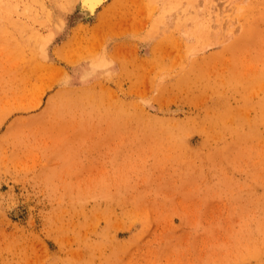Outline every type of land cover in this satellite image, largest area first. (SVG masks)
<instances>
[{"label":"rangeland","instance_id":"374dc122","mask_svg":"<svg viewBox=\"0 0 264 264\" xmlns=\"http://www.w3.org/2000/svg\"><path fill=\"white\" fill-rule=\"evenodd\" d=\"M78 1L0 0V264H264V0Z\"/></svg>","mask_w":264,"mask_h":264},{"label":"bare ground","instance_id":"6f19581e","mask_svg":"<svg viewBox=\"0 0 264 264\" xmlns=\"http://www.w3.org/2000/svg\"><path fill=\"white\" fill-rule=\"evenodd\" d=\"M105 1H107V0H79L78 1V8L80 9V12L83 16H85L87 18L93 17L96 10L98 9V7L101 4H103Z\"/></svg>","mask_w":264,"mask_h":264}]
</instances>
